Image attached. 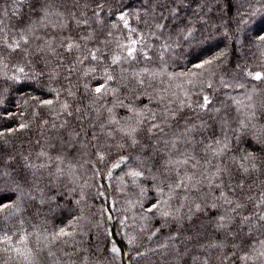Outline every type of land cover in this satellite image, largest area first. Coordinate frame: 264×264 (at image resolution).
<instances>
[{"label":"trees","instance_id":"1","mask_svg":"<svg viewBox=\"0 0 264 264\" xmlns=\"http://www.w3.org/2000/svg\"><path fill=\"white\" fill-rule=\"evenodd\" d=\"M262 37L264 0H0V264H264Z\"/></svg>","mask_w":264,"mask_h":264},{"label":"snow or ice","instance_id":"2","mask_svg":"<svg viewBox=\"0 0 264 264\" xmlns=\"http://www.w3.org/2000/svg\"><path fill=\"white\" fill-rule=\"evenodd\" d=\"M262 38H264V37H262ZM257 79H259L260 78V76H259V74H257V77H256ZM100 89H97V91H99ZM134 175H140V173H134ZM63 231V230H62Z\"/></svg>","mask_w":264,"mask_h":264},{"label":"rangeland","instance_id":"3","mask_svg":"<svg viewBox=\"0 0 264 264\" xmlns=\"http://www.w3.org/2000/svg\"><path fill=\"white\" fill-rule=\"evenodd\" d=\"M234 1V0H233ZM236 1V0H235Z\"/></svg>","mask_w":264,"mask_h":264}]
</instances>
